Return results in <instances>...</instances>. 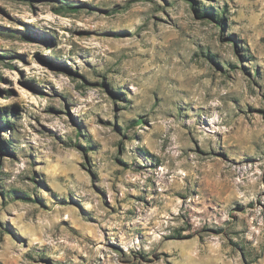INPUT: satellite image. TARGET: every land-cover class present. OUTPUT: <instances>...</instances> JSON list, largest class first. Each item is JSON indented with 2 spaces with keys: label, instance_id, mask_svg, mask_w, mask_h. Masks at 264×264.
I'll return each instance as SVG.
<instances>
[{
  "label": "clouds",
  "instance_id": "1",
  "mask_svg": "<svg viewBox=\"0 0 264 264\" xmlns=\"http://www.w3.org/2000/svg\"><path fill=\"white\" fill-rule=\"evenodd\" d=\"M0 264H264V0H0Z\"/></svg>",
  "mask_w": 264,
  "mask_h": 264
}]
</instances>
